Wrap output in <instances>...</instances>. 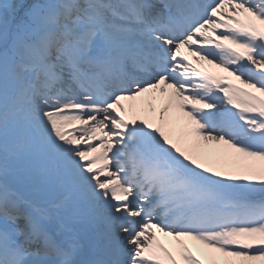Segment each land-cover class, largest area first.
I'll return each mask as SVG.
<instances>
[{
    "label": "snow or ice",
    "instance_id": "obj_1",
    "mask_svg": "<svg viewBox=\"0 0 264 264\" xmlns=\"http://www.w3.org/2000/svg\"><path fill=\"white\" fill-rule=\"evenodd\" d=\"M0 264H264V0H0Z\"/></svg>",
    "mask_w": 264,
    "mask_h": 264
},
{
    "label": "rangeland",
    "instance_id": "obj_2",
    "mask_svg": "<svg viewBox=\"0 0 264 264\" xmlns=\"http://www.w3.org/2000/svg\"><path fill=\"white\" fill-rule=\"evenodd\" d=\"M220 70H218V69H215V71L214 72H219ZM162 239H164V240H166L165 238H163L162 237ZM165 242H167V241H165Z\"/></svg>",
    "mask_w": 264,
    "mask_h": 264
},
{
    "label": "bare ground",
    "instance_id": "obj_3",
    "mask_svg": "<svg viewBox=\"0 0 264 264\" xmlns=\"http://www.w3.org/2000/svg\"><path fill=\"white\" fill-rule=\"evenodd\" d=\"M236 83H238V82H236ZM165 239H166L165 241H167L168 238H165ZM189 243H191V242H189Z\"/></svg>",
    "mask_w": 264,
    "mask_h": 264
}]
</instances>
